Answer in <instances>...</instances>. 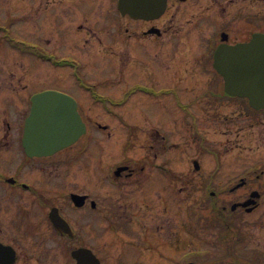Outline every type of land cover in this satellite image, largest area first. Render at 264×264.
I'll list each match as a JSON object with an SVG mask.
<instances>
[{"label": "flooded vegetation", "instance_id": "af4514ba", "mask_svg": "<svg viewBox=\"0 0 264 264\" xmlns=\"http://www.w3.org/2000/svg\"><path fill=\"white\" fill-rule=\"evenodd\" d=\"M84 1L59 2L62 16L71 8L77 21L67 27L76 37L67 40L75 48L81 45L93 65L95 57L124 54L121 64L110 66L113 78L99 83L89 77L81 54L55 51L64 65L55 67L61 70L57 77L80 94L81 103L71 95L93 134L87 141L54 156H29L23 137L32 95L23 96L24 112L15 102L33 78L21 90L14 80L0 83V103L7 101L0 107V264H264V107L230 96L214 66L222 42L247 43L264 34V0L181 2V9L190 8L186 27L198 46L191 57L165 53L166 36L184 33L164 30V16L136 20L121 16L118 0H89V9ZM29 2L31 15L37 9L44 15V34L53 35V0ZM100 4L106 7L103 20L90 33L84 22L94 24L90 16ZM122 21L142 26L117 31L114 24ZM22 31L36 32L32 25ZM82 31L86 38L81 39ZM169 40L179 46L182 38ZM52 50L47 42L45 56L52 58ZM0 68L1 74L8 71ZM171 103L175 113L165 121L163 106ZM87 104L99 107L108 120L89 123ZM213 124L220 126L216 139ZM169 130L181 137L173 138ZM118 134L125 141L116 151ZM141 136L142 158L125 157L107 171L97 168L96 160L138 151ZM89 153L95 157L90 173L76 174ZM185 199L193 202L182 209ZM182 214L189 238L182 236Z\"/></svg>", "mask_w": 264, "mask_h": 264}, {"label": "rangeland", "instance_id": "374dc122", "mask_svg": "<svg viewBox=\"0 0 264 264\" xmlns=\"http://www.w3.org/2000/svg\"><path fill=\"white\" fill-rule=\"evenodd\" d=\"M12 1L13 0H0V19H9L10 23L12 24H17V26L13 29L14 30V35L16 37H20L28 40H31L30 42H32L33 44H35L36 48V54L41 53L47 42L48 44L53 48L52 51H56L57 53H61V54H74L76 56H84L85 62L90 63L89 58L85 55L88 53L82 49L81 45L80 48L78 47H74L71 45V43L69 42L70 40L74 39L76 37V33L74 32H70V36H69V27L76 24L77 21L75 20V15L71 12L72 9L69 8V12L68 15L65 16L63 14L62 16V12L63 10H61L60 8H56L57 4H54V9L53 10V18H51V22H52V29L54 34L53 35H45L44 34V15L40 16L39 13V9L36 10L35 13H33L31 15V12H33V10L30 13H27L25 15V18L20 17L21 20L19 21V19L17 18L19 16V14H17L18 9L16 10L15 7H17V4L14 6H10L12 5ZM21 1V0H18ZM41 0H38V3ZM58 2H60V0H57ZM10 2V4H9ZM24 3H21V6L23 7L24 11L28 10V6H32V4L29 2V0H23ZM180 1L179 0H172L169 10L167 11V13L164 15V17L162 18V20L160 21V24L163 25L162 27H164L165 29H168V31H171L172 33H184L181 35H167L165 38V42H164V47H165V53H168V56L171 54H175L178 56H183V55H187V57H191L189 54H193L195 55V50L198 46H196L194 44L193 41H191L189 39V37H191V35H193V31L192 28H189L187 30L186 27V23L188 21H190L191 19V15H190V8L186 7L185 5L182 7V9L180 8ZM83 7L86 9H89L91 7V2L89 0H85ZM35 9V8H34ZM106 9V7L103 4H100L99 9L97 8L93 17L90 16V18H93V23L92 24L89 20L84 22V26L85 29L91 33V29H94L93 25L99 26L100 21L103 20V16H104V10ZM116 10H117V4H116ZM80 13L83 10H79ZM5 12V13H3ZM13 13V17L8 16V14ZM88 16V15H86ZM116 16H119L118 14H116ZM112 17H113V22L115 21V14L112 13ZM82 19L83 16H82ZM2 22L4 23V21L2 20ZM28 25H32L33 27H35L36 32L35 33H26L23 30V28L25 26ZM115 28L117 29V31H124L126 27H130L132 30H139L141 29L140 27L142 26V24H132L129 25L127 23H125L124 21L119 22L114 24ZM68 27V28H67ZM91 28V29H90ZM77 29V28H76ZM75 29V30H76ZM79 31H81V29L78 28ZM98 33V32H97ZM170 33V32H169ZM99 34V33H98ZM1 36V34H0ZM101 36V35H100ZM26 37V38H25ZM87 34L86 32L81 33V39L86 38ZM182 38L181 44L179 46H174V40H169L170 38ZM32 38V39H29ZM69 39V41L67 40ZM15 41H19L20 39L16 38L14 39ZM29 41L26 43V45L22 44L19 45L20 47H25L27 48L29 46ZM0 45H3L5 47V49H3L4 47L1 46V52L3 54V61L2 59H0V67L1 65L4 67L6 64L5 63H10L11 61H7V56H8V52H6V50H9V52H13L16 55L18 54L19 56H22L21 53H19L17 50H15L12 47H9V45H7V43L4 41H0ZM58 46H60L58 48ZM119 47V46H117ZM48 49H50V47H47ZM120 48H124V46H120ZM125 52V50H124ZM53 53V52H52ZM54 54V53H53ZM81 54V55H80ZM6 55V56H5ZM123 55L120 52H117L116 55H105V56H99L101 57L99 60H97L96 63V67H94V65H89L88 66V70L92 72L93 78L95 79L97 76L98 80L99 79H108L111 78L112 76V72L110 71V66L113 64H121L122 63V59H123ZM27 57H29L31 60L29 61V58L27 59ZM23 56L20 58H15L14 62L17 64H21L22 67L20 68H9V67H5V68H9V71H4L3 74L0 73V83L2 81L7 82V81H11L14 80L16 82V84L19 86V89L21 90L22 85L24 84H29L30 80L33 81L30 83V87L27 91H25L24 93H21V98H17V102H15V104L18 106V110L21 112H24L27 110V108L24 106L23 103V96L24 97H28L29 95H34L35 93H38L44 89H57V90H61L64 91L66 93L69 94H73L74 96H77L79 102H80V94H76V90H74L73 88H71L69 85H67L64 81L60 80L57 77V72L53 71L51 69H49L46 65V63H44L43 61L39 60V56L36 57V60H33L34 58L31 56ZM4 58H5V63H4ZM10 58H13L12 55H10ZM30 65L33 66L32 70L30 69ZM1 69V68H0ZM12 73L16 74L14 75V77H12ZM23 74L26 75V77H23ZM32 74V77H31ZM21 78H19V77ZM113 78V77H112ZM118 83H123V80L119 77L117 78ZM100 81V80H99ZM118 85V84H117ZM124 85V84H123ZM114 88L116 89V85L114 86ZM109 90H111V87L109 88ZM4 92L3 89H0V94H2ZM17 96V93H16ZM13 99V98H12ZM11 99V101H12ZM84 105H86V103L88 102L87 99H84ZM7 101H3L0 103V107H4L6 106ZM165 102L168 103L170 102L168 99H165ZM11 103V102H10ZM81 103V102H80ZM12 104V103H11ZM165 104V103H164ZM171 104L165 105L163 106V110L165 113V121H168L171 119V117L173 116V114L175 113L174 108H170ZM87 106H90V110L89 108H87L89 110V115L91 116L90 118V122L93 123L95 119L99 120V121H104L103 119H107V116L105 115V113H103V111L99 108L96 107L93 104H87ZM10 110V108H9ZM108 120V119H107ZM133 122H135L136 124H141L142 123V119L141 118H135L133 119ZM217 128H220L219 125L213 124L212 125V137L214 139H216V136L214 135V133L216 134H220L219 130H217ZM176 132L169 130L168 134H173L172 137L173 138H177V137H181L180 136H176L175 135ZM125 134V133H124ZM121 140H119V138H121ZM124 138L125 136L122 134H118V141H116V147L114 150L119 151L120 150V145L121 143H124ZM138 139V138H137ZM220 139H222V136L220 137ZM143 136H141L140 139H138L137 143L138 145L135 146V148L138 151H130V152H124V153H120V152H116L114 156H111L107 159L108 162H101L100 160H96V166L97 168L99 166H103V170H108L110 169V167L112 165H114V162H118L120 160L125 159V157H133V158H137L140 159L142 158V149H141V145L143 144ZM214 145L215 142H214ZM92 148H96L97 146H93ZM99 151L97 150V156L99 155ZM87 155V154H86ZM95 157L90 159V153L85 157L84 159V163L83 165H79L78 170L76 172V174L78 173V175H81V172H84V175H88L90 173V170L88 169L90 162L92 161V159H94ZM59 159V157L57 158ZM75 174V175H76ZM104 175L103 174H99V177H102ZM88 178V176L86 177V179ZM128 190H131V188H128ZM190 200V201H189ZM185 199V202L181 203V208H186L189 205L192 204L193 200L192 199ZM195 202H198V198H196ZM185 205H188L186 207H184ZM183 213V212H182ZM183 214L181 216V231H182V236H184L185 238H189V232L185 230V225L186 222L183 220ZM184 232H188V233H184Z\"/></svg>", "mask_w": 264, "mask_h": 264}, {"label": "water", "instance_id": "95a60500", "mask_svg": "<svg viewBox=\"0 0 264 264\" xmlns=\"http://www.w3.org/2000/svg\"><path fill=\"white\" fill-rule=\"evenodd\" d=\"M167 0H120L123 14L135 18H153L161 15ZM240 57L238 79L244 86H229L231 94L245 95L264 106V45L256 37L251 43L235 47L222 46L217 52V68L229 58ZM244 62L242 63V60ZM224 73V72H223ZM237 79V78H235ZM85 132V125L77 112L76 102L66 94L47 91L33 98V107L26 121L24 146L30 155H52L75 142Z\"/></svg>", "mask_w": 264, "mask_h": 264}]
</instances>
